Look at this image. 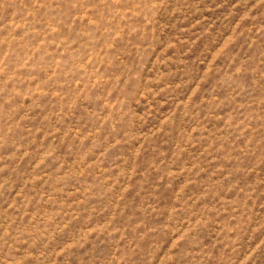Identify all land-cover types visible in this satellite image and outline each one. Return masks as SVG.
Returning <instances> with one entry per match:
<instances>
[{
	"label": "rangeland",
	"instance_id": "1",
	"mask_svg": "<svg viewBox=\"0 0 264 264\" xmlns=\"http://www.w3.org/2000/svg\"><path fill=\"white\" fill-rule=\"evenodd\" d=\"M0 264H264V0H0Z\"/></svg>",
	"mask_w": 264,
	"mask_h": 264
}]
</instances>
